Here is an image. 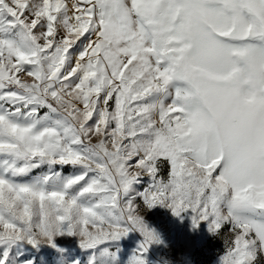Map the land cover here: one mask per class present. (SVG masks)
<instances>
[{
	"label": "snow or ice",
	"instance_id": "obj_1",
	"mask_svg": "<svg viewBox=\"0 0 264 264\" xmlns=\"http://www.w3.org/2000/svg\"><path fill=\"white\" fill-rule=\"evenodd\" d=\"M157 206L264 260V0H0V264H149Z\"/></svg>",
	"mask_w": 264,
	"mask_h": 264
},
{
	"label": "rangeland",
	"instance_id": "obj_2",
	"mask_svg": "<svg viewBox=\"0 0 264 264\" xmlns=\"http://www.w3.org/2000/svg\"><path fill=\"white\" fill-rule=\"evenodd\" d=\"M42 171L44 169H39L32 175H38ZM70 171L71 169H66L65 174ZM144 179L146 180L147 177ZM143 186L141 183L136 187L143 188ZM182 217L183 219L173 216L169 208L162 206H157L147 213V220L158 229L162 236V243L153 244L147 253L149 264H156L157 261H169L170 264H218V258L225 247L223 239L213 235L208 230L206 222H201L198 228H193L190 211L183 213ZM140 238L139 233H130L128 238L121 242L122 260L129 258ZM57 240L61 248L66 250L63 253L64 256L78 257L81 264H87L88 253L80 249L77 237L64 235ZM6 247H10V258L7 264H16L18 260L26 258H34V264H56L57 258L61 255L56 249L46 244L33 248L27 243L18 242ZM3 251L4 248H0V255ZM260 264H264V260Z\"/></svg>",
	"mask_w": 264,
	"mask_h": 264
}]
</instances>
